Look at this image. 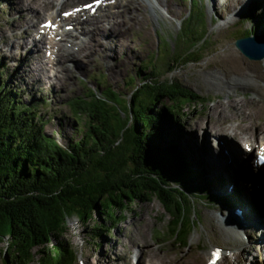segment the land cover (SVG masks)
<instances>
[{
    "label": "rangeland",
    "instance_id": "1",
    "mask_svg": "<svg viewBox=\"0 0 264 264\" xmlns=\"http://www.w3.org/2000/svg\"><path fill=\"white\" fill-rule=\"evenodd\" d=\"M25 1L30 3V9L24 5L23 0H0V66L5 67L6 71L1 79L22 97L24 104L28 105L33 101L45 102L37 107L36 114L38 113L41 122L45 124V132L63 147L79 140L83 135L79 133L83 119L77 118L70 110L73 99L85 98L89 90L101 97L107 87L120 93L123 99H129L128 84L142 69V65L149 63L152 56L159 57L168 53L171 57L180 51L183 35L181 28L190 13L191 2L198 5L196 8H200L198 12L204 17L208 35L206 44L202 46L205 58L199 63L181 66L168 75V78L181 82L204 100L198 104H183L182 108L171 107L174 108V113L179 112L177 123L181 124V130L171 128L170 132L173 138L180 136V143L186 141L191 145H185L184 149L193 148L194 161L200 157L197 148L205 134L201 148L202 156H205L201 160L208 172L204 171L207 178L201 184L203 188L209 189L219 202L197 203L195 212L198 218H194V230L189 235L188 243L182 246L170 239V216L156 199L150 203H136L132 210L125 214H120L107 199L94 201L89 207L93 216L92 225L104 222L109 225L110 231L112 229L111 235L95 239L79 219H71L66 239L77 254V264H208L206 254L214 246L233 251L227 252L223 262L218 264L261 263L260 253L263 249L260 245L263 241L261 244L258 241L261 232L259 234L256 230L253 235L246 233L248 240L244 238L245 244L241 240L235 242L232 237L234 218L230 216V206L222 201V198L229 194V182L234 176L230 171H234V166L230 165L232 158L229 160L221 156L223 164L220 167L207 162L208 151L211 147L213 149L217 142L215 136L225 139V135H233L232 130L237 128L235 132L239 138L232 141L242 150L246 139L250 141L258 137L254 140L261 141L264 137V61H249L234 45L235 39L240 38L244 31L264 23V7L261 11L250 10L249 14L245 12L240 19L235 18L233 23L228 24L227 18L234 12L229 13L227 8L222 10L220 7H232L234 0H218L220 7H217L215 12L214 9L210 10L216 5L215 0H142L144 3H141L146 7L142 11L137 3L128 2L124 12L118 17V24L111 31L107 32L104 28L102 32L94 34L84 43L87 46L83 47V51L79 45L68 46L69 41H74V38L78 41L83 36L87 37L86 32L81 34L77 27L70 31V38H65L64 41L57 38L56 43L60 47L72 49L74 58L66 63L61 61L57 66L49 62L46 53L48 48L44 46L40 54L48 61L43 67L51 76L48 77L42 73L40 75L34 67V61L40 54L34 57L29 48L21 49L20 46L30 43L32 36L37 37L41 24L48 19L50 13L57 12L58 9L61 13L90 0H66L60 8L57 4L44 0ZM149 5L153 8L150 9ZM31 10L38 14L44 11V16L35 19L34 28L28 22L18 21L30 15L33 17V12L29 14ZM239 10L240 8L237 11ZM76 30L80 31L75 34ZM101 36H104L105 40L100 39ZM98 38L100 40L97 41ZM78 46L81 51L75 52ZM230 55L231 58H226ZM234 55L237 57L235 60ZM140 81L134 82L139 84ZM157 106L161 107L159 104ZM166 107L170 109L169 106ZM176 120L174 118L175 122ZM197 122L201 123L203 128L210 126V133L207 135L202 131L204 129L198 128ZM232 147L228 146L229 151ZM189 156L191 157L190 154ZM199 169L201 171V166ZM225 172H229L231 176L229 173L225 175ZM210 174L221 177L214 178ZM222 176H227V180L224 179V184L220 186ZM231 184L234 185V179ZM221 188L225 189L224 194L218 193ZM250 188L248 187L251 192ZM238 208L242 210L243 215V204H238L236 209ZM236 209L234 208V211ZM120 215L121 219L118 218ZM245 217L249 219L248 216ZM236 230H241V227ZM227 236L231 237L232 241ZM249 239L258 244L251 246ZM6 248V241L0 243V264L3 261L1 252ZM240 256H244L245 260L239 258Z\"/></svg>",
    "mask_w": 264,
    "mask_h": 264
},
{
    "label": "trees",
    "instance_id": "2",
    "mask_svg": "<svg viewBox=\"0 0 264 264\" xmlns=\"http://www.w3.org/2000/svg\"><path fill=\"white\" fill-rule=\"evenodd\" d=\"M198 11L183 22L180 51L152 56L130 80L129 99L111 87L101 97L89 90L73 99L70 110L83 119V135L67 147L45 132L36 114L45 102L24 104L2 81L6 71L0 66V243H7L2 264H77L66 239L69 221L79 219L95 239L111 235L104 222L92 225L89 207L101 199L120 214L156 199L170 216V239L188 243L197 203L219 202L202 187L207 174L201 163L184 156L170 132L181 130L174 108L204 101L168 78L205 58L208 35ZM235 197L222 201L233 206Z\"/></svg>",
    "mask_w": 264,
    "mask_h": 264
},
{
    "label": "bare ground",
    "instance_id": "3",
    "mask_svg": "<svg viewBox=\"0 0 264 264\" xmlns=\"http://www.w3.org/2000/svg\"><path fill=\"white\" fill-rule=\"evenodd\" d=\"M44 1L52 3V4L55 3L59 7H62L66 0H44ZM141 1L142 0H119V1H117V5L120 6V7H124V9H125L126 3L134 2V4L137 3L138 6L141 7L140 11H142L146 7L142 4L144 2L142 1V3H141ZM148 1L149 0H147V2ZM215 2H216V5L213 6V8L211 7L212 9H210V10L214 9V12L216 11L217 7H220V5L218 3V0H215ZM23 3H24V5H27L29 7V9H30L31 5H30L29 2L23 0ZM263 3H264V0H234L233 1L234 5L232 6V7H234V9L232 7H230L229 5H226L225 7H220V8L222 10L227 8L228 9L227 11L229 13L234 12L231 17L227 18V21H229L228 22V24H229L230 22L233 23L235 18L236 19H238V18L240 19V17L242 16L243 13H245V12L248 13V11L252 10L254 5L263 4ZM132 5H133V3H132ZM165 6L167 7L166 4H165ZM106 8L112 9L113 7L110 5V6H106L105 9ZM149 8L151 9L153 7L149 5ZM230 8H232V9H230ZM238 8H241V10L237 11ZM124 9H123V12H124ZM153 11L155 13L157 12L156 10H153ZM32 12H33V17H31L32 15H30V16L21 18L18 21L20 22V20H21V22H23V21L24 22H28L31 25V27L34 28L35 27V19H38V18L44 16V11L41 12V14H38V13H36V12L31 10V12H29V14H32ZM123 12L119 11L118 13H111L110 15H105L103 17V19H101V20L98 19L95 22L87 21V20H91L90 17H87L85 20H81V18L84 17L85 15L77 16L76 19H74L73 21H79V25L81 26L82 32L83 33L86 32V35H87V39L85 41H81V47H82L81 49H82V51H83V47L87 46L84 43L87 42L89 39H91L94 36V34L102 32V29H104V28H106L107 32L111 31L116 26V24H118V22H119L118 17ZM235 13L238 14L236 17H234ZM140 14H139V17H140ZM57 15H58V11L55 13V15H51L47 20L51 19L56 24V23H60V22L63 23L64 21L68 22L71 18H73V16H72V17H69L67 20L63 19V18H61L60 20H57L58 19L57 17H59ZM156 17L158 18L157 15H156ZM251 17H252V15H251ZM174 18H175V16H174ZM67 25H69V23ZM252 29H254V28H252ZM257 33H258V36L264 40V24H263V26L261 28L257 29ZM49 34H50V32L47 33V34H44V35H42V34L40 35L39 34L37 37L36 36H32L31 40H30V43L22 44L20 47H21V49H26V48L28 49L29 48L30 53L32 52L31 54H33L34 57L43 52L44 46L48 47L47 51H51V54L54 55L56 63H57L56 64L57 66L60 64L61 61H63V63H66L70 59L74 58V55L72 54V49L71 48H70V50L67 47H61L60 49H56V44L52 40H48L47 41ZM65 35L68 36L69 34L65 33ZM57 36H63L64 37V29H62L57 34ZM102 38L104 39V36H101L100 39H102ZM100 39L98 38L97 41L100 40ZM22 43H24V39H23ZM73 43H75V42H73ZM75 46H77V45H75ZM81 49H80V47H78V50L75 51V52H79V51H81ZM41 56L42 55L40 54L39 58L34 61V67H35L36 71L39 74L42 73V74H44V76L51 77L50 75H48V73L45 70H43V67H45V65L48 63V61L52 62V63H55V62L52 61V57L47 61L46 57H41ZM229 57L231 58V55L230 56H226V58H229ZM236 58L237 57L234 55V60ZM238 110H239V108H238ZM196 126L198 128H200V129H204L202 131H205V133L207 135H208V133H210V132H208L209 129H210V126H207V128L206 127L203 128L202 124L198 123V122L196 123ZM236 130H237V128L232 130L233 136L230 135V134H227V135H225V139H221L219 137L217 138V144H216L215 149H214V147H213V149L211 147V150L209 149V151H208L209 152V161L207 162V164L208 163H212L215 166H219L220 167L223 164V162L221 161V156H223L224 158H228L229 160L232 158V160L230 162V165L234 166V171L232 169H230V171L232 172V175H234V176H232V179L229 178V179H231V181L229 182L231 187L229 188V194H227L226 196L232 195V191H234V189L238 188L241 191V193L243 195V198H244V202H243V206H244L243 211H244V213H243V215L242 214L241 215H236L234 213V207L232 208V210H231V207L229 209L230 210V216H232L234 218V226H233L234 229H233V232H232V237L234 238L235 242H238V241L240 242V240H241V242H243L245 244L246 242H245L244 238H246V240H248V238L246 237V233L250 234V235H253L256 232V230L258 231L259 234L261 232L262 239H260L261 238L260 237L258 239V241H259V243L261 241H263L262 244L260 243L261 244L260 246H261V248L263 250H261L262 252L260 253V256H261V260L260 261H261V263H259V264H264V247H262V246H264V182H263V180H264V172H262V171L255 172L254 169H253V163L249 159L250 155H247L242 150V148H240V146L238 144H236L235 142L232 141V139H234V138H239V136L235 132ZM184 136H186V135H184ZM257 138L258 137H255L254 139H257ZM254 139H251L250 141L248 139H246V141L244 142V146L249 145V147L253 149L252 150L253 152L255 150L256 151L259 150L260 147L264 148V137L261 139V141H256ZM175 140H176V143L178 145V148H179L180 152H182L183 155L186 156L187 158L189 157L190 159L195 160V156H194V154L192 152L193 148L191 147L190 150H185L184 149L185 145H189V144L186 141H183L182 143H180V140H181L180 136L179 137L177 136L175 138ZM204 140H205V134H204L203 140L200 141L202 143L197 148V152H199V156L200 157L198 156L199 158H197L196 161L201 163L204 171L208 172L207 168L205 167V165L202 162L203 156H205L204 154L202 156V153H201V148H202V145L204 144ZM207 141H208V139H207ZM229 145L233 146L231 148V151H229V148H228ZM189 146H191V145H189ZM185 151H186L187 154L185 153ZM195 151H196V149H195ZM189 154L191 155V157L189 156ZM227 173H229V172H225V175ZM211 176H214V178L218 177L219 179L221 177V175L217 176V175H214V174H212ZM230 176H231V174H230ZM226 177H223V179L227 180ZM233 179H234V185L231 184V182H233ZM245 186H247V187L245 188ZM248 187L249 188L251 187L250 188L251 192L249 191ZM246 192L249 193V196H248V193L246 194ZM218 193L219 194H224L225 193V189L221 188L220 191H218ZM227 193H228V190H227ZM248 198L250 200H246L245 201V199H248ZM241 212H242V210H241ZM245 216H248L249 219L246 218ZM248 220H249V222H248ZM221 225L223 227L225 226V224L223 222L221 223ZM239 226L241 227V230H236L237 227L239 228ZM227 237L232 241L231 237H229V236H227ZM249 241H250V243H252V244H250L251 246L252 245L255 246V245L258 244V243L255 244L256 242L253 239H249ZM225 250H223L222 248L214 246L206 254L207 258H208V261L210 259H212L213 256H217V260H216V262L214 264H218L219 262H223L224 258L227 256V252L232 251V250L227 249V248H225ZM253 252L254 251H252V252L249 251V253H253ZM140 256H141V254H140ZM252 256H253V254H252ZM239 258H243V261L245 260L244 256H240ZM238 261H239V259H238ZM185 264H188V263H185Z\"/></svg>",
    "mask_w": 264,
    "mask_h": 264
},
{
    "label": "water",
    "instance_id": "4",
    "mask_svg": "<svg viewBox=\"0 0 264 264\" xmlns=\"http://www.w3.org/2000/svg\"><path fill=\"white\" fill-rule=\"evenodd\" d=\"M248 41H252V39H249V40H241V41H238L236 43V46L240 49V51L247 57H250V59H253V60H262L264 58V54L262 55H257L254 50V47L252 46V44L249 46H247L246 42ZM251 42V43H252ZM253 52V53H252Z\"/></svg>",
    "mask_w": 264,
    "mask_h": 264
}]
</instances>
